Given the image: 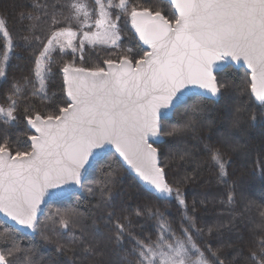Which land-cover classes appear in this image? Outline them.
Instances as JSON below:
<instances>
[{
	"label": "snow or ice",
	"instance_id": "6c2138e0",
	"mask_svg": "<svg viewBox=\"0 0 264 264\" xmlns=\"http://www.w3.org/2000/svg\"><path fill=\"white\" fill-rule=\"evenodd\" d=\"M167 2L174 9V19L171 20L160 10L132 7L129 11V0H119L115 5L108 0L107 6L102 0H95L99 14L95 20L98 31L83 33L80 37L81 51L85 41L90 45H117L120 40L117 22L121 16L117 15L113 20L108 10L112 7L130 17L139 39L151 50L135 60L127 55L122 56L119 63L105 60L107 71L104 68L90 70L64 65L65 91L71 101L67 107L60 108L59 115L42 117L37 113L34 117L26 116L27 123L37 133L29 137L31 151L13 154L6 142L0 144V213L34 233L43 228L63 238L71 227L79 223L80 214L71 209H57L47 221H41L37 215L41 202L46 194L60 196L71 191L72 184L83 189L89 168L94 167L90 158L101 157L103 153L94 150L103 149L105 145L114 146L115 153L161 197H171L174 189L165 180L164 169L159 166V150L154 146L155 141L150 142V139L170 136L180 130L173 128L171 132L164 133V121L172 111L184 105L187 98L202 95L194 91L195 87L213 96L228 90V82H218L213 74L219 61L242 59L251 70V94L264 104V0ZM34 6L35 9L44 8L43 14H47V4H35L34 0ZM70 7L74 10L73 19L79 21L83 16L84 23H87L90 9L86 0H72ZM21 17L29 21L40 19V15L34 12H22ZM53 23H56L54 17ZM0 33L7 40L5 47L9 49L11 38L4 19H0ZM76 39L77 33L72 27L53 32L48 38L35 61L34 74L40 87L33 94L44 92L45 75L51 71L54 46H59L61 51L69 48L75 53L77 48L73 41ZM8 55L6 51L5 61ZM4 76L5 67L0 63V77ZM23 88L20 83L12 85L8 106H0V119L6 122L16 120L17 97L22 95ZM203 110L199 100L186 108L187 121L183 127L193 126ZM246 110L243 105L237 108L236 123L239 122V113ZM255 119V116L251 117L252 121ZM211 160L218 166L220 177H226L225 161L219 150L212 152ZM101 175L102 178L95 179L87 190L90 193L99 191V207H113L107 216L100 217L111 235L105 237L93 227L91 233L97 239L96 244L86 243L72 235L68 238V246H82L85 257H102L100 239L121 245L127 237L133 242L130 249L133 259L127 264H224L216 251L211 248L202 251L197 245L191 234L194 224L182 227L181 235H177L161 218L155 241L149 238L146 243L134 236L131 220L127 216H117L114 206L108 203L112 199V173ZM50 189L58 191L49 192ZM175 194L179 204L184 206L179 190H175ZM232 199L229 193L228 202L231 203ZM140 214L137 211L136 215ZM0 229V244L12 245L6 250L0 247V264H18L21 256L25 264H34L31 249L19 246L18 230L5 226L3 221H0ZM58 250H61L59 245ZM206 252L211 254V258L206 256ZM250 258L257 264H264V242L258 252L251 253Z\"/></svg>",
	"mask_w": 264,
	"mask_h": 264
},
{
	"label": "trees",
	"instance_id": "16d2710c",
	"mask_svg": "<svg viewBox=\"0 0 264 264\" xmlns=\"http://www.w3.org/2000/svg\"><path fill=\"white\" fill-rule=\"evenodd\" d=\"M86 2L90 17L84 23L83 16L79 21L73 19L72 0H35V4L48 5L46 15L43 14L44 8L35 9L34 0H0V19L5 20L11 38V47L6 49L7 40L0 33V63L5 67V76L0 77V106H8L14 83L24 85L22 95L17 97L16 120L6 122L0 119V144L6 142L13 154L31 149L29 137L33 132L26 116L34 117L37 113L42 117L58 115L59 109L69 103L62 73L66 63L88 69L104 68L105 60L118 61L126 55L135 60L146 51L128 26V17L114 7L108 9L111 18L115 20L117 15L121 16L117 22L120 36L117 45H90L85 41L81 51V35L86 31L95 32V20L99 17L95 0ZM102 2L108 5V0ZM112 2L115 5L119 0ZM132 7L160 10L167 19H174V10L167 0H129V11ZM22 12H34L40 15V19L29 21L21 17ZM67 26H74L78 30L73 43L77 51L73 53L69 48L61 51L59 46H54L51 71L45 75L44 92L33 94L40 87L34 74L36 58L52 33ZM6 51L9 55L5 61ZM215 76L220 83L228 82V90L218 98L202 95L187 98L186 103L176 108L164 121L162 131L168 133L173 128L180 130L170 136L162 135L163 139L155 144L166 180L174 189L172 197H160L147 190L129 173L113 151L106 152L93 163L94 167L89 168L83 189L48 202L39 215L41 221H47L57 209H71L79 213V223L71 227L63 238L43 228L34 233L15 227L19 246L31 249L34 264H127L133 259L130 255L133 242L127 237L121 245L100 239L102 257H85L82 246H68V238L72 235L86 243L96 244L97 239L91 233L93 227L98 228L105 237L111 235L100 217L107 216L113 207H99V191L90 193L87 190L95 179L102 178L101 173H112V199L108 203L114 206L117 216H127L131 220L133 235L137 238L146 243L149 238L155 241L161 218L177 235H181L182 227L194 224L191 234L202 251L211 248L224 264H257L250 257L252 252H258L264 242V195H253L249 188H264V104L252 96L249 72L245 68L227 64ZM197 100L204 110L193 126L185 128V109ZM242 105L247 110L239 113V122L236 123L237 108ZM252 116L256 117L255 121L251 120ZM215 150H219L225 161L227 176L224 178L220 177L218 166L211 160ZM175 190L181 193L184 206L179 204ZM229 193L233 197L231 203L228 202ZM137 211L141 213L139 216L136 215ZM9 225L12 226L5 222V226ZM58 245L61 250H58ZM11 246L0 244L5 250ZM205 254L211 258L210 253ZM18 264H25L23 256L18 259Z\"/></svg>",
	"mask_w": 264,
	"mask_h": 264
},
{
	"label": "water",
	"instance_id": "95a60500",
	"mask_svg": "<svg viewBox=\"0 0 264 264\" xmlns=\"http://www.w3.org/2000/svg\"><path fill=\"white\" fill-rule=\"evenodd\" d=\"M173 10H174V9H173ZM131 27H132V24H131ZM132 28H133V27H132ZM133 31H134L136 37L138 38V40L142 43V45H143L146 49H148V51H150L151 49L149 48V46H148V45H145V44L139 39V36H138V34L135 32V29H134V28H133ZM116 62L119 63V60L116 61ZM227 64H232V65L235 66V67H243V68H245V69L249 72V79H250V83H251V70L248 68L247 64H246L242 59L237 61V60H232L231 58H228V59L225 60V61H219V62H217V66L214 68L213 74L215 75V73H216L217 71H219L220 69H222V68H223L225 65H227ZM76 68H78V67H76ZM104 69H105L106 71L108 70V66H107L106 64H104ZM250 90H251V89H250ZM194 91L197 92V93H201L202 96L209 97V98H218V96H219V95H217V96H213L210 92H208V91H206V90H204V89H200V88H198V87H195V88H194ZM65 92H66V91H65ZM66 96H67V93H66ZM252 96H253V95H252ZM253 97H254V96H253ZM254 98H255V97H254ZM67 99H68V101H69V103H70L71 101L69 100L68 96H67ZM257 102H259V101H257ZM259 103H260V102H259ZM66 107H67V106H66ZM172 112H173V111H172ZM172 112L168 115V118L172 115ZM59 114H60V113H59ZM27 124H28V123H27ZM28 126H29V128L32 130V132H33L32 136H33V135H37V133H36L35 130L31 127V125L28 124ZM152 141H155V143H154V146H155V144H157V143H159V142L161 141V136L151 138V139H150V142H152ZM30 143H31V149H32V142H31V140H30ZM155 147H156V146H155ZM31 149H30V151H31ZM94 151H95V152H102L103 155H104L106 152H109V151H113V152L115 153V148H114V146H112V145H105L103 149H97V150H94ZM115 154H116V156L119 158V160L121 161V163L124 165V167L129 171L130 174H132V175L136 178V180H137L140 184H142L147 190H149V191H151V192H153V193H157V192L155 191V189L153 188L152 185L148 184L146 181H143V180L139 177V175L135 172V170H134L130 165H128L127 162L124 161L122 157H119V154H118V153H115ZM103 155H102V156H103ZM102 156H101V157H102ZM101 157L90 158V159H93V163H94L96 160L100 159ZM158 161H159V166H160L159 154H158ZM62 187H67V186H62ZM79 190H80V187H79L78 185L72 184V185H71V191H68V192H66V193L63 194V195H60V196H50V195L46 194L45 197L43 198L42 202H41V205H40V208H39V210H38L37 215L39 216V215L42 213L44 207L46 206V204H47L48 202L53 201V200H58V199L64 198V197H66L67 195H69V194H71V193H73V192H78ZM55 191H58V189H50V190H49V192H55ZM164 198H170V197H164ZM0 219L4 220L5 222L11 224L12 226L16 227L17 229H19V230H21V231L26 232V231L29 230L28 228H26V227H24V226L17 225L15 221L10 220V219H9L8 217H6L3 213H0Z\"/></svg>",
	"mask_w": 264,
	"mask_h": 264
},
{
	"label": "rangeland",
	"instance_id": "374dc122",
	"mask_svg": "<svg viewBox=\"0 0 264 264\" xmlns=\"http://www.w3.org/2000/svg\"><path fill=\"white\" fill-rule=\"evenodd\" d=\"M138 9H142V8H138ZM74 11V10H73ZM73 13V12H72ZM99 16V15H98ZM99 18V17H98ZM128 26L131 28V30L133 31V28L131 27V19H130V17H128ZM67 27H69V26H67ZM66 28V27H65ZM62 29V28H61ZM60 30V29H59ZM72 30L74 31V32H78V30L76 29V28H74V26L72 27ZM95 32L96 31H98V29L96 28L95 30H94ZM87 32H89V31H87ZM133 33H134V31H133ZM135 34V33H134ZM81 36H83V34L81 35ZM136 36V35H135ZM73 43H74V41H73ZM142 44V43H141ZM146 51H148V49H146ZM115 61V60H114ZM66 64H69V65H71V66H73V67H78V68H84V67H82V66H79V65H74V64H71V63H66ZM64 67V66H63ZM63 67H62V69H63ZM103 68V67H102ZM86 69H88V68H86ZM90 70H95V69H90ZM62 73H63V71H62ZM63 78H64V73H63ZM255 99V98H254ZM256 100V99H255ZM257 101V100H256ZM59 115V114H58ZM163 139V136L161 135V140ZM159 159H160V156H159ZM164 160V159H163ZM165 162V161H164ZM160 167L162 168V165H160ZM165 180H166V177H165ZM167 181V180H166ZM168 183V182H167ZM143 186V185H142ZM81 189V188H80ZM250 189V191H252V193H253V195H256V196H259V195H264V188H262V187H260V188H249ZM156 195H158V196H160V194L159 193H155ZM161 197V196H160ZM172 197V196H171ZM26 232H32V230H28V231H26Z\"/></svg>",
	"mask_w": 264,
	"mask_h": 264
}]
</instances>
